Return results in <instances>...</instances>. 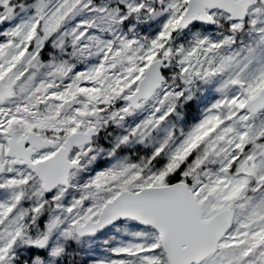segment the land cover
<instances>
[{
	"label": "snow or ice",
	"instance_id": "6c2138e0",
	"mask_svg": "<svg viewBox=\"0 0 264 264\" xmlns=\"http://www.w3.org/2000/svg\"><path fill=\"white\" fill-rule=\"evenodd\" d=\"M0 264H264V0H0Z\"/></svg>",
	"mask_w": 264,
	"mask_h": 264
}]
</instances>
